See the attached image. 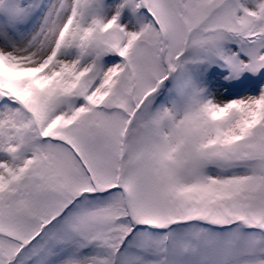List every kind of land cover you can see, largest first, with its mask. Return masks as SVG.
<instances>
[{
  "label": "snow or ice",
  "instance_id": "6c2138e0",
  "mask_svg": "<svg viewBox=\"0 0 264 264\" xmlns=\"http://www.w3.org/2000/svg\"><path fill=\"white\" fill-rule=\"evenodd\" d=\"M0 264H264V0H0Z\"/></svg>",
  "mask_w": 264,
  "mask_h": 264
}]
</instances>
